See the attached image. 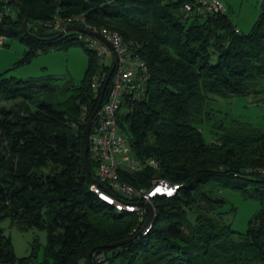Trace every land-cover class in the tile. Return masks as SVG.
<instances>
[{
    "label": "trees",
    "instance_id": "obj_1",
    "mask_svg": "<svg viewBox=\"0 0 264 264\" xmlns=\"http://www.w3.org/2000/svg\"><path fill=\"white\" fill-rule=\"evenodd\" d=\"M184 1L0 0V38L15 36L28 45L19 64L74 44L88 53L67 104L56 98L63 87L53 74L0 73V220L47 232L45 243L35 237L31 252L19 256L0 226V260L87 264L92 252V264H264V127L232 118L216 124L211 142L199 127L212 117L215 95L264 91V0L248 31L228 11L185 16ZM75 13L133 40L151 73L146 97L127 99L130 109L118 120L135 155L155 157L159 166L120 174L135 187L155 176L182 186L172 197L154 198L157 215L146 235L134 230L144 222L138 213L120 211L91 188L99 182L84 157V130L99 101L92 87L97 57L77 31L53 38L60 30L48 24L56 14ZM88 160L99 178L89 152ZM220 186L260 201L240 239L230 237L236 230L224 220L227 198L214 194Z\"/></svg>",
    "mask_w": 264,
    "mask_h": 264
},
{
    "label": "built area",
    "instance_id": "obj_2",
    "mask_svg": "<svg viewBox=\"0 0 264 264\" xmlns=\"http://www.w3.org/2000/svg\"><path fill=\"white\" fill-rule=\"evenodd\" d=\"M7 2L8 0H4ZM181 11L185 16L193 13L227 11L222 0H185ZM0 12V19L2 18ZM56 30L65 29L69 25H82L96 33L102 34L109 43L98 35L79 30L77 37L94 51L97 64L92 75V87L96 97H101L106 86V98L103 94L102 104L98 108L90 130L89 153L97 164L99 179L107 182V188L99 183L92 184L91 188L105 201L114 204L120 211H132L139 214L143 223L134 230L142 229L146 235L153 226L157 215L154 198L158 196L172 197L176 195L182 183L172 182L165 177L155 176L151 183L142 187H135L125 181L120 174L121 169L141 171L146 166L158 168L159 161L155 157L137 158L131 155L132 145L128 132L123 129L118 120L119 113H123V106L130 109L127 99H142L147 95L150 79V70L146 61L138 52V44L127 40L115 29L91 23L85 13L56 14L52 22H48ZM3 38H0V44ZM84 109L82 116L85 117ZM264 174V168L261 169ZM153 203L150 221L145 225L150 215L149 206L145 202ZM103 259L102 253L98 254Z\"/></svg>",
    "mask_w": 264,
    "mask_h": 264
},
{
    "label": "rangeland",
    "instance_id": "obj_3",
    "mask_svg": "<svg viewBox=\"0 0 264 264\" xmlns=\"http://www.w3.org/2000/svg\"><path fill=\"white\" fill-rule=\"evenodd\" d=\"M222 1L226 4L227 11L235 23L243 31L251 29L260 14L263 2V0ZM3 42L0 44V73L5 72L18 77L53 74L58 77L55 82L63 87L57 90L56 98L63 104H67L73 92L71 88L80 84L87 69L88 53L84 45L74 44L68 49H51L35 55L28 63L19 64L28 45L15 36H4ZM85 45L88 46V44ZM208 108L212 117L199 124L207 142L217 138L216 129H220L216 127V124L229 123L232 118L250 121L264 127V91L226 97L215 95V99ZM121 111L126 112L127 107L123 106ZM131 155L137 157L133 149H131ZM214 194L227 198V203L222 206V209L227 210L224 213V220L232 223L236 230L230 237L240 239L241 232L247 229L249 218L259 209L260 201L254 198H245L238 190L229 186H220L214 189ZM232 206H235L236 209L233 210ZM0 226H3L5 232L11 235L15 251L19 256L28 255L31 252V243L35 237H39L42 243L46 241L47 232L45 229L20 230L11 225L10 218L1 219ZM39 254L42 258V249ZM0 264L13 263L0 260Z\"/></svg>",
    "mask_w": 264,
    "mask_h": 264
},
{
    "label": "water",
    "instance_id": "obj_4",
    "mask_svg": "<svg viewBox=\"0 0 264 264\" xmlns=\"http://www.w3.org/2000/svg\"><path fill=\"white\" fill-rule=\"evenodd\" d=\"M24 8H26V6L23 5ZM29 17V14L28 12H26V18H25V27H26V24H27V19ZM70 30H79V31H83V32H86V33H92V34H95V35H98L100 36L101 38H103L104 40L107 41V39L102 35V34H99V33H96L82 25H78V24H73V25H69L67 26L65 29H62L60 30L55 36H53V38L55 37H59V36H62L64 35L66 32L70 31ZM109 43V41H107ZM110 44V43H109ZM105 89H106V86H104L103 90H102V94H101V97L99 98V101H98V104L97 106L95 107V109L92 111L91 115L89 116L88 120L86 121V125H85V130H84V133H85V148H84V157H85V160H86V163L88 164L89 166V170L90 172L93 174V176L96 178V180L102 185L104 186V182L102 180H100L96 175L95 173L93 172L91 166L89 165V160H88V152H89V145H90V130H91V124H92V120L98 110V108L101 106L102 104V99H103V94L105 92ZM148 206H149V209H150V215L149 217L146 219V222H145V225L150 221L151 219V216H152V211H153V203L152 202H145ZM142 231V229L138 230L137 234H140ZM125 241H118V242H115V243H112V244H109L108 246L110 247H113V246H116V245H120V244H123L125 243ZM92 260H93V256H92V252L89 253L88 255V258H87V264H92Z\"/></svg>",
    "mask_w": 264,
    "mask_h": 264
}]
</instances>
